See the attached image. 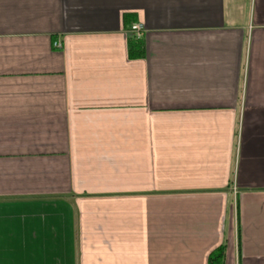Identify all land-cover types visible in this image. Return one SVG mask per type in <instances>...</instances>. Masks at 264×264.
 I'll use <instances>...</instances> for the list:
<instances>
[{
  "label": "crops",
  "instance_id": "0c3cea01",
  "mask_svg": "<svg viewBox=\"0 0 264 264\" xmlns=\"http://www.w3.org/2000/svg\"><path fill=\"white\" fill-rule=\"evenodd\" d=\"M220 245L264 264V0H0V264Z\"/></svg>",
  "mask_w": 264,
  "mask_h": 264
},
{
  "label": "trees",
  "instance_id": "16d2710c",
  "mask_svg": "<svg viewBox=\"0 0 264 264\" xmlns=\"http://www.w3.org/2000/svg\"><path fill=\"white\" fill-rule=\"evenodd\" d=\"M125 19V16H124ZM128 57L130 59L141 58L144 54V47L141 39L130 38L127 43ZM225 246L220 245L208 257L207 264H223Z\"/></svg>",
  "mask_w": 264,
  "mask_h": 264
},
{
  "label": "built area",
  "instance_id": "2783aa9c",
  "mask_svg": "<svg viewBox=\"0 0 264 264\" xmlns=\"http://www.w3.org/2000/svg\"><path fill=\"white\" fill-rule=\"evenodd\" d=\"M129 31H130V34H131L132 37H134L136 39H140L141 36H142L143 29H142V26L141 25L134 24V25H132L130 27V30ZM53 45L56 48H60L61 47V44L59 42H57V41L54 42Z\"/></svg>",
  "mask_w": 264,
  "mask_h": 264
}]
</instances>
